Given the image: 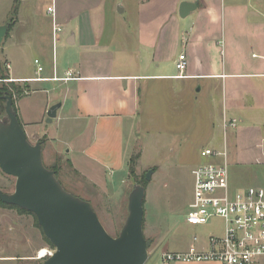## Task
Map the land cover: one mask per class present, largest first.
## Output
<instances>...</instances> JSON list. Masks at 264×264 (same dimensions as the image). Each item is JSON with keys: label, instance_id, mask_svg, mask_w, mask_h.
<instances>
[{"label": "crops", "instance_id": "0c3cea01", "mask_svg": "<svg viewBox=\"0 0 264 264\" xmlns=\"http://www.w3.org/2000/svg\"><path fill=\"white\" fill-rule=\"evenodd\" d=\"M0 2V25H9L17 2L0 43V78L8 77L0 81L28 88L14 100L26 137L45 136L42 151L53 141L69 147L60 158L97 192L125 197L123 181L116 183L127 170L124 128H133L140 108H162L166 98L171 105L164 108L210 109L208 143L215 147L203 148L225 147L228 166L264 165V0ZM183 2L196 7L180 18ZM54 23L61 28L55 40ZM180 55L182 77L175 68ZM36 95L40 122L59 105L55 138L26 131L36 124L26 101ZM223 119L236 127L224 134ZM195 246L207 249L206 238Z\"/></svg>", "mask_w": 264, "mask_h": 264}, {"label": "rangeland", "instance_id": "374dc122", "mask_svg": "<svg viewBox=\"0 0 264 264\" xmlns=\"http://www.w3.org/2000/svg\"><path fill=\"white\" fill-rule=\"evenodd\" d=\"M3 12L0 2V15ZM3 62V56L0 54L2 73L5 72ZM5 84L8 83L0 81V87ZM37 98L39 100L37 95L31 96L26 101L31 104H28L29 115L36 123L26 131L28 134L34 132L55 138V123L40 122L39 112L35 111ZM168 105H171V102L166 98L162 108H140L133 128H124L121 151L123 146L122 155L127 161V170L123 169L117 174L116 182L119 184L123 181L120 189H126L122 200L118 194L108 198V195L97 192L73 171L67 162L60 158L67 156L69 147L53 141L52 145H46L42 151L45 167L56 168V179L64 190L80 199L88 198L92 202L98 219L112 237L118 235L127 217L129 192L135 184L142 185L146 172L153 170L150 181L146 182L144 187L143 235L146 240L151 241L148 259L144 264H163L162 253L188 249L194 236L201 244H204L205 238L209 236H222L223 225L219 219H212L201 226H189L185 223L188 205L192 199L191 171L202 161L199 155L202 148L214 146L208 143L207 134L212 112L209 108H164ZM30 108H33L32 112ZM3 116L4 112L0 119ZM43 138L45 139V136H30L28 141L35 144ZM73 141L74 136L69 135L70 146H73ZM131 160L133 172L130 174L128 169ZM227 169L229 190L232 193L249 187H264V165H229ZM13 188L14 179L0 170V191L11 193ZM115 189L119 190L118 187ZM45 248L51 247L47 245L32 215L0 207V264H41L42 261L34 258L37 252ZM191 264L220 263L204 261Z\"/></svg>", "mask_w": 264, "mask_h": 264}, {"label": "water", "instance_id": "95a60500", "mask_svg": "<svg viewBox=\"0 0 264 264\" xmlns=\"http://www.w3.org/2000/svg\"><path fill=\"white\" fill-rule=\"evenodd\" d=\"M196 4L183 2L178 10L184 18ZM8 24L0 25V43ZM5 100L0 119V170L14 179L11 193L0 191L2 203L32 213L45 238L53 246L52 256L41 264H144L150 240L143 235L145 188L135 184L127 197V217L116 237L102 226L91 204L61 186L55 172L45 167L42 143L31 144L14 112L12 98ZM59 105L46 113L45 122L56 117ZM153 170L145 174L149 182Z\"/></svg>", "mask_w": 264, "mask_h": 264}, {"label": "built area", "instance_id": "2783aa9c", "mask_svg": "<svg viewBox=\"0 0 264 264\" xmlns=\"http://www.w3.org/2000/svg\"><path fill=\"white\" fill-rule=\"evenodd\" d=\"M53 13L52 8L47 9ZM61 32L55 23L53 39ZM37 63V62H35ZM9 69V66L6 65ZM175 68L178 77L186 68L184 55L178 56ZM41 71V68H38ZM67 75V79L69 78ZM236 121L223 119L222 130L235 128ZM202 161L191 171L192 199L188 205L185 223L201 226L212 219L223 225L222 236L206 238L207 249L196 248L198 238L183 252H164L161 262L170 264L199 263L204 261L220 264H264V187H249L232 193L228 185L227 151L204 148L199 153ZM54 253L53 248L41 249L34 258L42 261Z\"/></svg>", "mask_w": 264, "mask_h": 264}, {"label": "trees", "instance_id": "16d2710c", "mask_svg": "<svg viewBox=\"0 0 264 264\" xmlns=\"http://www.w3.org/2000/svg\"><path fill=\"white\" fill-rule=\"evenodd\" d=\"M17 2L16 3H14V7H13V9H12V17H11V19L9 20V28H10V26H11V24L13 23V21H14V18H15V15H16V11H17ZM1 80H6V79H8V77L6 76V75H1V78H0ZM26 92H28V88L27 87H25V86H20V85H17V84H15V83H12V82H9L8 84H6V85H2L1 87H0V116L2 115V113L4 112V109H5V100H3L1 97H4V96H10L11 98H12V104H13V109H14V112L16 113V115H17V111H16V109H15V107H14V100L16 99V98H20V97H23L24 95H26ZM17 119H18V117H17ZM41 143H42V145H43V143H44V139H42L41 141H40ZM133 164V161L131 160L130 161V166H129V173L131 174L132 172H133V168H132V165ZM50 170H53L54 172H55V170H56V168L54 167V168H52V169H50ZM55 177H57V173L55 172ZM145 184H146V181H145V179H144V183L142 182V185L145 187ZM143 203H144V201H143ZM0 207L1 208H6V209H14V210H17L18 212H20V213H22V214H29V215H32L33 217H34V219H35V221H36V225L38 226V224H37V220H36V218H35V216L32 214V213H30V212H27V211H25V210H22V209H19V208H17V207H15V206H11V205H7V204H4V203H2L1 202V200H0ZM94 210V209H93ZM95 211V210H94ZM96 212V211H95ZM97 213V212H96ZM98 215V214H97ZM39 227V226H38ZM40 228V227H39ZM40 230H41V228H40ZM42 232V231H41ZM43 234V233H42ZM44 236V235H43ZM44 238H45V236H44ZM45 241H46V243H47V245L48 246H50L51 248H53V246L50 244V242L45 238Z\"/></svg>", "mask_w": 264, "mask_h": 264}]
</instances>
